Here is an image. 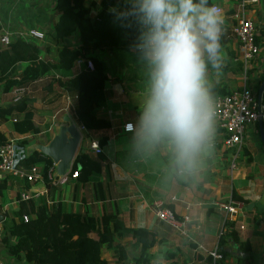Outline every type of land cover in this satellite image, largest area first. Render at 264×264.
Masks as SVG:
<instances>
[{
    "label": "crops",
    "instance_id": "crops-1",
    "mask_svg": "<svg viewBox=\"0 0 264 264\" xmlns=\"http://www.w3.org/2000/svg\"><path fill=\"white\" fill-rule=\"evenodd\" d=\"M96 1L98 7L93 9V16L102 9L101 0ZM54 2L0 0V29L10 31L12 39L21 30L32 27L43 30L46 32L44 38L49 39L42 45L43 50L39 49V53L42 57L54 59L63 42L70 43L72 47L79 43L77 32L64 40L50 37L56 17ZM238 2L213 0L211 3L220 5L223 10L221 56L224 67L217 71L209 63L207 86L209 90L216 86L218 91L225 93L246 81L257 93L264 77V53L261 52L257 59L246 66L237 60L238 44L229 28L232 24L231 14ZM38 8L44 12L37 16L40 21L35 18L33 20L29 15V12L35 13ZM247 14L253 18L257 39L264 47V0L250 3ZM25 39L33 41L31 38ZM96 54L104 57L107 62V80L104 100L95 108L98 115L110 120L109 128L89 133L78 128L79 122L74 115L77 94L66 91L55 79L52 87L47 86L50 76L65 77L57 71L33 80L24 90L34 98L33 121L39 127L36 133H20L15 130L11 115L7 119H0V130L8 139L15 140L25 148L26 157H49L42 151V147L49 144L62 124L74 123L80 132L76 153L83 149L95 154L90 148V142L98 140L102 135L107 136L102 146L105 156L102 167L100 171L91 173L87 181L80 182L69 176L65 183H57L50 181L44 173L42 178L33 183L12 174H6L0 179H5L10 198L5 202L0 196V222L3 225L0 231V264H31L22 253H11L2 239L5 228L16 219V196L26 188L37 194L31 198L35 203L47 201L48 210L59 205L62 211L89 215L95 221L100 220L102 215H115L120 226L113 231V241L105 242L102 250V256L108 264H126L128 260L139 257L143 261V258L147 261L159 259L172 264H210L211 259L206 250L199 245L206 249L218 246L229 250L218 260V264H264V145L258 121L247 126V138L242 147H225L222 142L224 131L213 120L212 134L202 145L194 162L191 166L180 164L167 138L154 140L140 133V118L150 89L148 60L139 58L132 51L115 49L97 51ZM80 68L81 64L75 62L72 73L78 72ZM2 86L3 82H0V105H7L11 103L13 95L12 92H4ZM210 95L212 99L215 96ZM261 103H264V90ZM127 121L133 122V130L123 129ZM262 129L264 131V119ZM21 140H25V144ZM24 160L22 163H25ZM72 160L66 171L70 170ZM52 161L53 171L60 174L56 169L57 161ZM31 162L35 163L24 164L25 169L36 165L42 170L43 160ZM233 190L247 199L244 214L233 222V228H236L240 241L246 240L249 243V253L230 238L222 241L224 212L213 201L229 197ZM155 201H162L170 207L180 220H183V215H188L189 220L184 221L180 228L173 227L151 210ZM250 202L252 205L248 207ZM240 223H243V227L239 226ZM109 226L112 230V222H109ZM94 227L90 235L98 237L97 224ZM136 228L147 229L150 232L148 237L144 239L134 235L132 229ZM15 239L9 235L8 243H13ZM118 245L124 247V258H119L114 251Z\"/></svg>",
    "mask_w": 264,
    "mask_h": 264
},
{
    "label": "trees",
    "instance_id": "trees-1",
    "mask_svg": "<svg viewBox=\"0 0 264 264\" xmlns=\"http://www.w3.org/2000/svg\"><path fill=\"white\" fill-rule=\"evenodd\" d=\"M137 2L138 0H101L102 9L93 16V9L98 7L96 0H55L53 10L56 17L52 23L50 37L64 40L65 37L77 32L79 43L72 47L70 43L63 42L56 57L51 59L42 57L37 44L28 39L16 37L9 42L0 41L2 90L12 92L15 87L26 86L45 74L57 71L65 77L52 75L48 79L47 86L52 87L55 79L66 91L77 94L74 115L76 121L84 126L85 131L89 133L109 128L110 120L98 115L95 108L104 100L107 80V62L96 52L108 49L132 51L139 58H145L140 45L143 42L142 33L147 31V27L134 14V6ZM212 2L213 0H208L209 5ZM79 58L90 60L93 69H89L86 62H83L80 70L72 73V67ZM210 94L216 96L224 93L214 86L210 89ZM33 102L34 98L30 94H21L19 99L11 100L7 105H0V119H7L11 115L14 118L12 126L15 130L20 133H36L39 127L33 121ZM6 140H8L7 136L0 130V144ZM106 141V135L98 138L101 149ZM25 142L21 140L22 144ZM104 157L102 150L95 154L83 149L79 150L71 163L70 172L78 171L72 178L80 182L87 181L91 173L100 171ZM33 160L44 161L42 173L46 176L47 169L53 162L51 158L31 155L25 158L24 164L35 163L31 162ZM6 188L5 179L0 180V196L3 199L7 194ZM231 196L244 203L247 201L235 190L232 191ZM17 197L16 219L5 228L2 236L11 253L15 255L22 253L24 259L31 264H108L102 256V250L105 242L113 241V231L120 226L115 215H102L100 220L95 221L89 215L62 211L59 205L48 210L44 201L37 204L31 198L20 199L19 194ZM109 222L113 224L112 230ZM224 223L226 229L222 241L230 238L243 251L249 253V243L238 239L236 228H229L233 225V221ZM95 224H97L98 237L90 235ZM132 232L144 239L150 233L145 228L132 229ZM9 235L16 238L13 243H8ZM220 250L224 255L228 253L225 247H220ZM114 251L119 258H124L123 246H116ZM208 258L211 259V256L208 255ZM143 259L147 261L146 258ZM136 260L140 261L142 257Z\"/></svg>",
    "mask_w": 264,
    "mask_h": 264
},
{
    "label": "clouds",
    "instance_id": "clouds-1",
    "mask_svg": "<svg viewBox=\"0 0 264 264\" xmlns=\"http://www.w3.org/2000/svg\"><path fill=\"white\" fill-rule=\"evenodd\" d=\"M134 14L147 27L141 49L150 89L140 133L167 138L177 162L191 166L213 131L208 66L222 63L223 15L208 0H138Z\"/></svg>",
    "mask_w": 264,
    "mask_h": 264
},
{
    "label": "built area",
    "instance_id": "built-area-1",
    "mask_svg": "<svg viewBox=\"0 0 264 264\" xmlns=\"http://www.w3.org/2000/svg\"><path fill=\"white\" fill-rule=\"evenodd\" d=\"M259 0H239L237 6L232 12V24L230 25L229 32L237 40L239 56L237 60L241 61L244 66L248 65L250 61L257 59L261 52L264 53V47L261 45L256 36V26L253 18L247 14L248 5L250 3H256ZM221 9L220 5L213 3ZM211 4V5H213ZM16 37L22 38H39L43 39L46 32L38 28L32 27L28 30H21L16 32ZM15 37V38H16ZM11 32L0 29V41L9 42L11 40ZM86 62V66L89 69H93V64L90 60H84L79 58L76 63L82 64ZM28 85V84H27ZM26 85V86H27ZM26 86L15 87L12 90V100H17L24 92ZM214 116L213 120L223 129L224 136L222 142L225 147L238 146L242 147L246 141L247 126L258 120L261 116L264 119V103H261L258 110L257 93L250 85L243 82V84L230 90L224 94H217L212 99ZM14 120V118H13ZM78 122V121H77ZM133 122L127 121L123 124L125 131L133 130ZM79 129H84V126L79 123ZM90 148L97 153L101 151V147L98 144V140L94 139L90 142ZM26 157L25 148L19 145L15 140L8 139L0 144V179L6 174H12L22 178L25 182L33 183L36 180L42 178V170L36 165H32L28 170L25 169L23 160ZM53 164L47 169V178L52 182L64 183L68 180L69 176L75 177L77 170L70 172V170L56 174L53 171ZM36 193H31L28 188L19 192L20 199H28L35 197ZM47 206L48 202L46 201ZM213 204L224 212V221L236 222L238 216L244 214L245 203L241 200L234 199L231 195L224 199H216ZM49 207V206H48ZM151 210L156 216L173 227L180 228L184 221L189 220L188 215H183V220H180L174 213V211L163 204L162 201H155L151 205ZM26 218V215L24 216ZM240 227H243V223H240ZM229 228H233L230 225ZM226 229L225 223L222 228V232ZM3 230V225L0 222V231ZM182 232H185L181 229ZM199 247L206 250L207 255L211 256L210 264H218V260L223 258V253L220 248L214 247L212 249H206L204 246ZM196 250V248L194 249ZM126 264H172L167 260L151 259L148 261L130 259Z\"/></svg>",
    "mask_w": 264,
    "mask_h": 264
},
{
    "label": "water",
    "instance_id": "water-1",
    "mask_svg": "<svg viewBox=\"0 0 264 264\" xmlns=\"http://www.w3.org/2000/svg\"><path fill=\"white\" fill-rule=\"evenodd\" d=\"M264 90V77L261 80L258 89H257V103L258 110L261 106V96ZM258 124L260 126V138L264 145V131L262 129V118L258 117ZM80 138V132L74 123L70 124H62L59 127V131L53 135L49 144L42 147V151L46 153L52 160L57 161L56 169L58 173H63L66 171V167L70 164L76 153V147ZM250 202L248 204H251ZM228 250V249H227ZM229 251V250H228ZM238 253L240 252L242 255L244 252L240 250H236ZM232 253H236L233 252Z\"/></svg>",
    "mask_w": 264,
    "mask_h": 264
},
{
    "label": "rangeland",
    "instance_id": "rangeland-1",
    "mask_svg": "<svg viewBox=\"0 0 264 264\" xmlns=\"http://www.w3.org/2000/svg\"><path fill=\"white\" fill-rule=\"evenodd\" d=\"M22 1V0H21ZM10 2H11V0H10ZM40 3V2H39ZM36 10V12L35 13H30L29 12V15L31 16V18H33V20H34V18L35 19H38L39 21H40V19L37 17L38 15H43L44 14V12L43 11H41L39 8L38 9H35ZM35 25H37V24H35ZM37 26H40V25H37ZM33 39V41L35 42V44H37V46H38V48L40 49V50H43V44L49 39L48 37H45L44 39H39V38H32ZM228 151H230V150H228ZM65 183V182H64ZM7 194H6V196H4V199L3 200H5V201H7ZM10 198H8V200H9ZM239 216H240V214H239Z\"/></svg>",
    "mask_w": 264,
    "mask_h": 264
}]
</instances>
